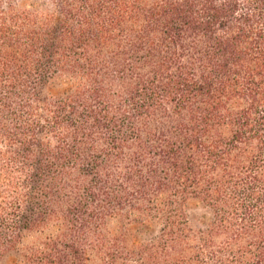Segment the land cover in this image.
<instances>
[{
  "label": "trees",
  "instance_id": "obj_1",
  "mask_svg": "<svg viewBox=\"0 0 264 264\" xmlns=\"http://www.w3.org/2000/svg\"><path fill=\"white\" fill-rule=\"evenodd\" d=\"M19 1L0 0V262L264 264V0ZM141 221L159 231L136 242Z\"/></svg>",
  "mask_w": 264,
  "mask_h": 264
},
{
  "label": "rangeland",
  "instance_id": "obj_2",
  "mask_svg": "<svg viewBox=\"0 0 264 264\" xmlns=\"http://www.w3.org/2000/svg\"><path fill=\"white\" fill-rule=\"evenodd\" d=\"M39 0H20L21 8L38 7ZM64 87L62 80L53 81L50 85L52 91L61 90ZM187 214L190 225L202 227L209 223L211 218L210 210L200 201H191L187 206ZM132 239L136 242H144L152 239L159 231V224L155 221L134 222L128 226ZM0 264H20V255L17 252L7 254Z\"/></svg>",
  "mask_w": 264,
  "mask_h": 264
}]
</instances>
